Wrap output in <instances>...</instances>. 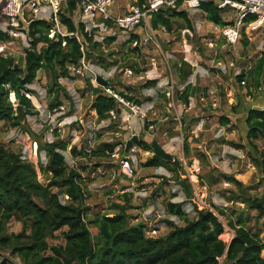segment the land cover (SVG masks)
<instances>
[{
	"label": "rangeland",
	"instance_id": "374dc122",
	"mask_svg": "<svg viewBox=\"0 0 264 264\" xmlns=\"http://www.w3.org/2000/svg\"><path fill=\"white\" fill-rule=\"evenodd\" d=\"M131 2L132 0H113L112 9L109 8V12L123 14ZM221 11H224L223 18H229L233 14L229 8ZM187 16L192 22L193 29L186 28V20L179 18L173 22L170 31L160 26L153 30L152 39L143 43H126L131 31H119L112 40L111 34L96 32L99 40V35H104V39L100 40L99 49L93 50V57L90 58L92 67L97 72L105 70L111 73L110 76L104 74L102 77L109 79L115 91H123L140 100L142 111L146 113L144 118L130 116L128 121L120 118L117 122L108 124L97 121L96 114L90 110L89 104L93 98L91 88L100 85L93 75L87 72L74 74V78L59 79L63 89L58 91L57 99L65 110L52 112L48 116L47 111L51 110L50 105L54 97L47 92L52 84V75L51 71L41 68L37 71L34 81L27 85L33 93L37 91L39 93V96L30 99L36 113L25 115L21 127L12 126L8 121H0V143L8 149L20 151L21 155L24 153L34 162L41 159L44 164L47 157L43 150H37L35 155L33 152L35 138L29 131L36 133L40 142H44L45 137L48 139L47 142L56 137L67 140L69 142L66 149L68 166L74 165L83 179L92 182L95 178H90V172L96 163H100L104 158L91 155L86 157L83 154L84 148L89 147L94 150L104 141H120L121 144L133 134H137L139 140L149 143L155 140L180 162L184 170L179 172V176L177 173L173 175V172L168 170L170 176L167 177L160 174L161 172L155 166H143L142 163L152 153L136 145L140 149L139 154L136 155L137 169L132 177H128L129 179L124 177L121 181H116L122 185L133 180L137 189H144L142 195H128L129 204L126 212L129 223L143 222L148 228V221H145L144 217L145 211L152 208H164L166 201L176 195L170 200L185 201L187 206L185 209L190 218L195 216L197 210L203 208L213 211L224 225L220 236L228 242L233 234L228 224L229 220L235 222L238 215H241L242 219L247 218L248 210L245 209L241 199L248 195L260 196L264 192V166L252 159L255 153L247 146L243 120V109L248 105L259 104L258 97L264 95V88L256 92L259 93L258 96L256 93L249 96L248 88L238 84L235 74V69H244L248 65L253 67L255 62L262 55L264 56V26L256 33H252L250 38L249 34L244 32L236 43L227 44L218 31L219 27H214L213 23L207 21L199 9L187 12ZM3 20L0 16V21ZM138 29L144 33L142 27ZM209 41L213 43L212 46L208 44ZM28 45L29 40L24 42L21 39H15L6 49L22 69L24 47ZM41 45L42 43H39L38 48ZM181 59L192 66L188 80L191 84L195 83V92L188 98L191 106L187 109L183 107L185 102L178 98L177 94L182 86L178 85L180 81L175 66ZM217 61L222 62L226 71L223 72L215 66ZM231 62L234 63V67L230 65ZM103 63L108 65V68ZM128 69L132 71L130 76L125 74ZM203 69L207 71L203 79L196 75L195 80L190 81L195 71ZM139 75H145V77L136 78ZM152 75L157 76L150 78ZM146 79H157V82L155 85L145 87L143 84ZM261 83L264 84V69ZM147 97H151V100ZM171 99L174 101L175 109L168 105ZM213 99H216L215 106L212 104ZM9 100H16L13 92L9 94ZM71 112L72 114L69 115L68 113ZM73 115L80 118L82 122L78 120L69 124L73 120ZM190 115H193V118L187 122L186 119ZM222 115L228 117V124L220 122L219 117ZM62 117L66 118L62 121ZM145 122L149 123L148 128L144 127ZM185 123H188L186 130L182 129ZM87 126L90 127L89 132H87ZM91 133L92 136L96 135L93 147L87 143V135ZM185 137L188 153L184 151ZM234 143H241L244 146L236 148ZM256 143L258 147H264V138L259 137ZM73 145L75 152L70 149ZM74 155L79 156V160L73 163ZM36 168L38 179L41 182H47L48 177L39 170L38 164ZM222 173L233 175L243 185L237 187L223 179ZM184 177L192 186L190 196L185 194V190L178 181L179 178ZM102 181L108 183L106 178ZM83 190L85 196L83 205L88 207L86 211L89 217L97 212L109 211L107 209H111L117 197V193L112 188L107 190L84 188ZM236 197L239 200L236 201ZM60 200L67 201H64L63 197H60ZM212 205L222 208L223 213H218ZM253 213V211L250 212V214ZM175 220L177 225L183 224V221L178 220L177 217ZM262 221L263 217L259 219L260 223ZM20 229V221L11 219L7 223L9 233L18 232ZM64 229L56 231L54 236L48 239V243L63 244L62 230ZM89 229L93 237L96 236L97 229L92 225H89ZM170 229V225L159 227L154 237L164 235ZM145 235L147 236L146 233ZM260 236L264 241V228ZM261 255L264 257V250ZM15 260L17 261V258Z\"/></svg>",
	"mask_w": 264,
	"mask_h": 264
},
{
	"label": "trees",
	"instance_id": "16d2710c",
	"mask_svg": "<svg viewBox=\"0 0 264 264\" xmlns=\"http://www.w3.org/2000/svg\"><path fill=\"white\" fill-rule=\"evenodd\" d=\"M78 4L79 0H65L59 13V21L67 32L80 36L81 42L86 45L85 57L90 60L93 50L99 49L100 41L94 40L92 33L84 31L82 22L74 24L72 11ZM1 9L2 3L0 16ZM199 10L207 21L216 26L231 23L223 19L221 9L211 1L202 3ZM179 18L186 20V28L193 29L184 9H160L149 15L152 29L162 26L167 31L172 29L173 22ZM51 26L52 24L44 19H34L29 23L30 39L29 45L24 47L21 75L14 69V57L0 53V121H8L12 126H22L18 109L14 108L13 102L9 100V94L12 92H18L15 103L22 106L25 115L36 113L34 105L25 97L23 91H32L27 85L34 81L37 71L41 68L51 71L52 75V84L47 89L49 95L54 96L50 109L61 105L57 99L58 91L63 89L59 79L75 77L70 67L80 63L82 52L75 37L59 33L49 37ZM242 33L244 34V31ZM116 34L111 35L110 39H114ZM135 39L140 43L136 28L131 30L130 37L125 42L132 43ZM10 40L12 37L0 29V43ZM39 43L42 45L38 48ZM103 65L108 68L105 63ZM175 68L180 83L185 82L192 72V66L184 59H181ZM263 69L262 55L249 70L236 74L238 84L248 88L247 94L257 92L261 85ZM241 80H244L245 84H241ZM153 84H156V79H146L143 86ZM91 90L93 98L90 109L95 111L97 120L107 118L112 109L120 112L118 102L106 94L101 86ZM118 92L136 103H141L132 95ZM194 92V86L187 83L181 90L178 89L177 94L178 98L188 103V98ZM147 99L151 100V97ZM243 113L247 146L255 153L252 159L264 166V147H258L256 143L259 137L264 138V106L248 105L243 109ZM184 119L183 117L182 120ZM219 120L222 124L229 123L228 117L223 115ZM148 124L145 122L144 127L148 128ZM29 132L35 138L38 149L44 150L47 157L44 164L39 162V170L48 180L41 182L38 179L35 164L22 158L20 151L8 149L0 143V264H264V257L261 255L264 241L260 236L264 228V192L260 196L248 195L241 199L248 210L247 218L242 219L241 215H238L235 222L229 220L233 235L228 242L220 236L224 225L213 211L203 208L197 210L195 216L190 218L185 209V201L170 200L176 195L166 201L164 208L166 213L174 215L183 221V224L177 225L165 218L163 220L171 229L164 235L149 237L145 235L143 222L129 223L126 208L130 193L117 194L115 203L111 209H107L109 211L97 212L89 217L86 211L88 207L83 205L85 196L79 171L69 167L65 159L64 151L69 142L58 137L52 142H40L36 133ZM119 143L120 141H104L99 147L91 150L90 154H83L107 158L109 152ZM136 145L152 152L142 163L143 166H163L178 176L179 172L184 170L174 157L164 159L156 155L149 142L140 139ZM234 146L242 148L244 145L234 143ZM71 149L75 152L74 146H71ZM184 151L188 153L186 137ZM97 164L99 163H96V166ZM222 178L237 187L243 185L231 174L222 173ZM178 181L185 194L190 196L192 186L188 179L184 177ZM83 186L86 188L85 184ZM64 194L69 196L66 202L60 200ZM235 200L239 199L236 197ZM213 207L218 213H223L219 206ZM79 209L81 219L78 217ZM251 211L254 213L250 214ZM109 212L112 214L107 215ZM261 217L262 223L259 222ZM11 219L21 222L20 231L7 232V223ZM89 225L97 229L96 236L93 237ZM62 228H65L62 230L64 243L49 244L48 239Z\"/></svg>",
	"mask_w": 264,
	"mask_h": 264
},
{
	"label": "built area",
	"instance_id": "2783aa9c",
	"mask_svg": "<svg viewBox=\"0 0 264 264\" xmlns=\"http://www.w3.org/2000/svg\"><path fill=\"white\" fill-rule=\"evenodd\" d=\"M209 1L213 2L221 10L229 8L233 11L231 17L223 18L224 20L231 21V23L225 24L221 27L214 25V27H219L218 31L222 39L227 44L236 43L239 40L243 30L249 34L250 38L252 33H256L262 26H264V0H132L126 12L123 14L109 12V8L111 9L113 0H79L78 6L72 11V18L74 24L82 22L84 24V31L89 34L92 33L93 38L96 41L99 40L97 36L98 33L96 32H99L100 34L104 32L106 35H114L119 31H131L134 28H137L136 30H138L139 27H142L145 31L142 37H140V43H143V41L146 42L153 37V29L150 26L149 20L150 13L166 8H180L190 12L198 10L202 3ZM0 3H2L1 16L4 19L3 21H0V29L7 32L12 37V40L0 43V53L4 55L10 54L6 49L7 46H9L15 39H21L24 42H28L30 39L28 35L29 23L34 19H44L52 24L48 34L49 37H53L55 33H59L69 37H75L80 43L82 57L80 59V63L77 66L70 67L72 74H82L83 72H87L92 74L95 80L98 76L102 77L104 74L110 76L111 73L106 72L105 70L102 72H97L94 70L90 60L85 57L86 45L81 42L80 36L77 33L67 32L64 25L60 23L59 13L64 6L65 0H0ZM222 13H224V11H222ZM137 33L140 34L138 31ZM99 38L100 40H103L104 35H99ZM136 43H138V40H133V44ZM208 44L210 46L213 45L211 41H209ZM230 65L233 67L235 66L233 62H231ZM215 66L223 72L226 71L225 66L220 61L215 62ZM250 68L251 65H248V67L244 69H235V72L238 74L242 70L247 71ZM204 70L206 75L207 71L206 69ZM125 74L130 76L132 71L128 69L126 70ZM144 77L145 75L136 76V78L139 79ZM104 79L109 80L108 78ZM240 83L245 84V81L241 80ZM100 86L103 88L106 94L112 96L118 102V107L120 108L119 113H117L114 109L110 110L108 117L99 120L100 122H106L108 124L110 122H117L120 120V118H122L124 121H128L130 116H137L141 119L145 117L146 113L142 111L141 104L121 95L119 92L113 89L111 84ZM262 88H264V84L261 83L258 90ZM36 93L37 94L30 90L23 91V94L28 99H33L39 96L38 91ZM215 101L216 99H213V106L216 105ZM12 102L14 108H16L17 104L15 101ZM168 105L175 109L173 99H171ZM190 106V102L183 104L185 109L190 108ZM62 110H65V107L63 105H59L52 110L47 111V115L50 116L52 112L56 113L57 111ZM66 117H62V121ZM77 121L78 118L74 119V121H70L69 124ZM79 121L82 122L81 119H79ZM87 129V132H89L90 127L87 126ZM45 135L43 136L45 137ZM95 136L96 135L92 136V133L87 135V141L90 145H92V147L95 141ZM43 140L47 141L48 139L45 137ZM53 140H50L49 142H52ZM37 150L41 151L38 149L37 142L33 141V152L35 155ZM84 150L85 153L88 154L91 152V148L89 147L87 149L84 148ZM139 152L140 149L136 146V144L132 145L127 152H124V144L122 141L121 144L119 143L118 146H115L113 150L109 152L106 161H102V164L100 163L99 165L95 166L93 170H91L89 176L90 178H95V180L91 182V180L83 179L80 173L81 180L83 181V189V184H85V187L89 190H107L112 188L117 194H144V189H137L133 180H127L128 183H123L122 185H119V183L116 182L121 181V179H124V177L129 179L128 177L133 176L134 171L137 169L138 163L136 160V155L139 154ZM64 155L66 159V150L64 151ZM21 157L32 161L35 166L37 164L39 165V162H42L41 159L37 160L38 163L37 161L34 162L24 153H22ZM75 160H79V156L74 155L72 157L73 163ZM70 167L75 166L71 165ZM155 167H157V170L161 172L160 174L167 177L170 176V172L166 170L165 167V169L163 166ZM104 178L108 179V183L102 181ZM84 180H86L87 183ZM61 197L64 198V201L69 199V196L66 194L61 195ZM111 214V212L107 213V215ZM144 217L146 219L145 221H148V228L147 225H145V233L149 237H154L157 234L159 227L168 226L163 219L166 218L176 223L175 216L166 213L165 208L163 207L148 209L145 211Z\"/></svg>",
	"mask_w": 264,
	"mask_h": 264
},
{
	"label": "water",
	"instance_id": "95a60500",
	"mask_svg": "<svg viewBox=\"0 0 264 264\" xmlns=\"http://www.w3.org/2000/svg\"><path fill=\"white\" fill-rule=\"evenodd\" d=\"M14 69H16L19 73V75L22 74V71L23 69L21 67L18 66V64L15 62L14 63ZM96 81L100 84V85H106L108 84V80L107 79H104L103 77L101 76H98L96 78ZM15 99H17L18 97V92H14L13 93ZM17 109H18V115H19V118H20V122L22 123L25 119V111L24 109L22 108L21 105H17ZM193 118V115H190L186 121L189 122L191 119ZM187 126H188V123H185L184 125V129L186 130L187 129ZM139 141V137L137 134H133L131 135L128 139L124 140L123 141V144H124V152H127L129 150V148L132 146V145H135L136 143H138ZM151 146H152V149L154 151V153L158 156H160L161 158H164V159H172V156L170 153H168L167 151H165V149L157 142V141H151ZM78 217L79 219H81V209L78 210ZM91 251H92V247H91Z\"/></svg>",
	"mask_w": 264,
	"mask_h": 264
},
{
	"label": "crops",
	"instance_id": "0c3cea01",
	"mask_svg": "<svg viewBox=\"0 0 264 264\" xmlns=\"http://www.w3.org/2000/svg\"><path fill=\"white\" fill-rule=\"evenodd\" d=\"M129 5H130V3H129ZM129 5H128V6H129ZM111 9H112V7H111ZM113 12H114V11H113ZM125 12H126V11H125ZM125 12H124V13H125ZM119 14H122V13H119ZM224 18H225V17H224ZM150 26H151V25H150ZM151 28H152V27H151ZM153 30H154V29H153ZM137 31L140 33V34H139V38L142 37L143 33L140 31V29L136 30V32H137ZM144 31H145V30H144ZM235 74H236V73H235ZM196 75H198L199 77H201V78L203 79L204 76H206V75H205V70L203 69V70H200V71H195V72H194V75L191 76V78H190L191 80H190V81H194ZM153 76H157V75H152L150 78H153ZM189 76H190V75H189ZM188 79H189V77H188ZM188 79H187L185 82H183V83H178V85L180 84L179 86L184 87V85L187 84V83H190V84H191V82H189ZM156 82H157V79H156ZM200 84H201V83H200ZM191 85L194 86L195 83H192ZM257 92H258V90H257ZM263 92H264V91H263ZM258 94H259V93H256L257 96H258ZM249 96H250V95H249ZM258 100H259V101H258L259 104H257V103L252 104L251 107H254V106L257 107V106H259L260 104H263L262 106H264V95L259 96V97H258ZM139 104H140V103H139ZM89 105H90V104H89ZM90 110H92V109H90ZM92 112H93L94 114H96L94 110H92ZM69 117H70V116H69ZM76 118H78V117H76V116L73 115V120H72V121H74V119H76ZM79 119H80V118H78V120H79ZM96 119H97V117H96ZM97 121H99V120H97ZM87 143H88V141H87ZM80 144H82V143H80ZM77 145H79V144H77ZM73 146H74V145H73ZM105 159H107V158H104L102 161H104ZM102 161H101V162H102ZM105 161H106V160H105ZM101 162H100V163H101ZM100 163H99V164H100ZM99 164H97V165H99ZM232 235H233V234H232Z\"/></svg>",
	"mask_w": 264,
	"mask_h": 264
}]
</instances>
